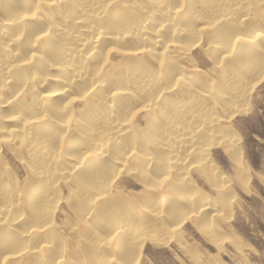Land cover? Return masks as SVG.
<instances>
[{
    "label": "bare ground",
    "instance_id": "6f19581e",
    "mask_svg": "<svg viewBox=\"0 0 264 264\" xmlns=\"http://www.w3.org/2000/svg\"><path fill=\"white\" fill-rule=\"evenodd\" d=\"M263 78L264 0H0V258L65 248L64 183L91 254L103 237L120 264L138 260L181 223L193 166L223 188L214 146L246 171L230 121ZM5 152L30 175L24 191ZM123 175L141 198L117 190Z\"/></svg>",
    "mask_w": 264,
    "mask_h": 264
},
{
    "label": "rangeland",
    "instance_id": "374dc122",
    "mask_svg": "<svg viewBox=\"0 0 264 264\" xmlns=\"http://www.w3.org/2000/svg\"><path fill=\"white\" fill-rule=\"evenodd\" d=\"M193 52L197 55L199 51L195 49ZM118 60L119 57L113 56L111 61L115 63ZM248 111L234 116L230 121V127L239 136L241 160L238 161L243 163L246 171L237 162L233 149L224 145L225 148L222 144L214 146L211 159L215 174L222 177L223 188H215L209 176L193 166L189 183L184 187L190 199L182 200L180 205L178 222L182 218L181 223L174 227V222L167 221V232H161L163 234L157 241L147 238L141 254L136 258L138 260L132 259V264H264V78L256 85ZM4 157L8 161L10 181L13 180L12 183H18L19 189L25 190L31 178L23 164L11 153L5 152ZM117 184V190L122 194L137 199L139 195L143 196L142 185L131 176H121ZM58 187L63 198L55 213V222L61 245L65 248L57 252L48 250L41 259V254L36 255L35 252L3 260L7 255L4 254L0 264H41L49 259L53 262L60 259L63 264H120L122 253L118 241L107 244V238L102 237L101 241L96 242L98 251L91 254L88 249L95 244L79 234L80 224L76 223L68 207V188L64 183ZM208 202L215 204L214 209L199 212L198 207ZM172 226L175 228L173 233L170 232ZM16 227L15 231H19L20 227ZM209 227L214 231L211 236ZM9 231L0 226V232ZM105 249L114 252L115 257L112 260L109 258L111 261ZM73 250L79 252L78 258L72 255ZM131 256L135 258V254Z\"/></svg>",
    "mask_w": 264,
    "mask_h": 264
}]
</instances>
